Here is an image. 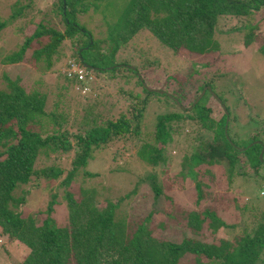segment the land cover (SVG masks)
<instances>
[{
	"label": "rangeland",
	"instance_id": "374dc122",
	"mask_svg": "<svg viewBox=\"0 0 264 264\" xmlns=\"http://www.w3.org/2000/svg\"><path fill=\"white\" fill-rule=\"evenodd\" d=\"M109 1L111 7L106 11L107 7L101 4L104 15L89 10L85 17H78L79 25L88 30L95 40L105 38V22H110L109 17L105 19L101 16H112L114 19L117 15L114 6L121 8L127 0ZM57 4L58 0H0L1 21L10 17L13 7L21 10L20 18L8 24L0 34V90L5 88L3 78L8 77L18 80L26 93L44 96L45 112L61 117V131L67 130L72 136L90 129L92 121L101 124L116 120L118 115L127 116L129 106L136 103L128 93H139L135 86L139 79L142 87L144 85L147 89L172 96L169 101L161 95L149 96L144 117L139 123V135L112 140L94 153L89 165L79 170L72 180L75 197H78L79 189L93 191L98 207H105L106 201L117 205L116 215L128 224L142 222L149 214L147 228L151 229V236L176 244L183 238H191L210 245L221 240L231 241L243 231H251L264 212L261 180L264 178V154L262 162L257 155L263 165L254 171L246 163L240 165L242 176L234 175L236 166L233 176L228 179L225 165L220 168L202 165L196 168L194 180L181 178L185 160H188L196 144L194 137L197 132L190 131L187 123L171 136L170 144L161 153L160 164H149L137 152L144 144L153 145L157 115L178 113L173 107L174 101L181 105V112H188V104L194 102L206 82L209 83L211 98L207 92L200 103L208 110L212 122L217 123L222 118L224 113L219 107L222 105L230 114L228 134L236 144L235 148H254L259 143L264 149V60L258 54V48L264 44V11L254 17L258 29L247 46L243 45L247 33L244 18H226L219 24L224 33L215 36L219 56L217 63L210 68L195 65L185 59V55H171L145 30L119 47L113 58L115 63L136 70L137 80L131 73L117 69L113 73L94 72L90 74L91 81L79 86L67 82L64 78L67 75L63 72L69 68V63L74 61L79 65L74 57L76 47L67 41L61 45L58 55L52 58L49 70L44 63H35L30 59L31 50L18 64H2L3 58L17 51L24 39L36 31L38 24L64 30ZM76 4L79 2L76 1ZM34 48L37 46L34 45ZM99 48L101 52L105 51V44H99ZM84 88L87 91L83 92ZM192 128L203 132L205 138L210 137L197 124ZM73 157L74 154L70 153L38 158L35 171L53 166L61 169L62 173L52 182L33 178L30 184L16 191L17 196L26 193L20 208L25 216H34L39 224L48 218L46 213L52 204L49 218L60 226L66 224L68 206L64 195L67 189L61 183L72 169ZM88 175L94 177L89 178ZM196 184L199 185V200ZM154 186L158 193L153 191ZM204 211L214 214L226 228L212 232L204 221L199 232L194 234L185 227L188 213ZM29 252L22 244L0 238V264H19ZM257 264H264V252Z\"/></svg>",
	"mask_w": 264,
	"mask_h": 264
},
{
	"label": "trees",
	"instance_id": "16d2710c",
	"mask_svg": "<svg viewBox=\"0 0 264 264\" xmlns=\"http://www.w3.org/2000/svg\"><path fill=\"white\" fill-rule=\"evenodd\" d=\"M101 4L107 7L105 11L111 7L109 0H58L57 10L64 30L38 24L36 31L24 39L17 51L3 58L2 64H18L31 50L30 59L44 63L49 70L52 58L58 55L61 45L67 41L76 47L74 57L86 71L113 73L122 69L136 78V70L115 63L113 58L119 47L145 30L171 55H185L184 58L195 65L210 68L217 63L219 56L215 36L224 33L219 24L226 18H244L247 33L243 45L247 46L258 29L254 17L264 11V0H127L121 8L114 6L117 12L114 19L101 16L109 17L110 22H105V38L95 40L79 25L78 17H85L89 10L104 15ZM20 15L21 10L13 7L10 17L0 20V34ZM99 44H105V51H100ZM258 54L264 60V44L258 48ZM64 78L80 85L75 76ZM3 80L6 84L4 90H0V238L22 244L30 251L19 264H257L264 252V212L251 231H243L231 241L221 240L208 245L183 238L176 244L151 236V229L147 228L149 214L142 222L128 224L116 215L117 205L106 201L105 207H98L93 191L79 189L78 197H75L72 180L79 170L89 165L94 153L112 140L138 136L148 97L161 95L169 101L171 95L149 92L136 78L135 86L140 91L138 94L128 93L136 103L129 106L127 116L118 115L116 120L101 124L92 121L90 129L72 136L67 130L61 131V117L45 112L44 96L26 93L18 80L8 77ZM208 84L203 83V86L209 88ZM208 95L211 98V92ZM200 100L187 108L188 112H181L183 110L173 104L178 113L158 114L153 127V145H142L137 155L149 164H160L161 153L170 144L171 136L187 123L190 131L197 132L194 137L196 144L185 160L181 178L194 180L196 168L202 165L208 168L225 165L228 179L233 176L234 166V175L242 176L240 165L246 163L253 171L263 165L257 157L261 144L237 151L228 134L230 114L223 107L229 118L226 141L223 135L225 113L217 123H213ZM190 106L191 103L188 104ZM196 124L210 137L205 138L203 132L192 128ZM253 141L257 139L253 138ZM70 153L74 154L72 169L61 183L67 189L64 195L68 206L66 224L60 226L49 218L52 204L46 213L48 218L37 224L34 216H25L20 210L26 193L17 196L16 191L30 184L33 178L45 182L57 180L62 170L52 166L35 171L37 160L41 156ZM196 190L199 200L198 184ZM153 191L158 193L156 186ZM185 219V227L194 234L199 232L204 221L212 232L226 228L208 211L188 213Z\"/></svg>",
	"mask_w": 264,
	"mask_h": 264
},
{
	"label": "water",
	"instance_id": "95a60500",
	"mask_svg": "<svg viewBox=\"0 0 264 264\" xmlns=\"http://www.w3.org/2000/svg\"><path fill=\"white\" fill-rule=\"evenodd\" d=\"M143 88H145V89H146L147 91H149V92H155V93H158V94H163V92H161V91H156V90L147 89L144 85H143ZM205 92H208V94H210V89H209L208 87H203V88L201 89L199 95L197 96V98L194 100V102L191 104V106H190L188 109H190L194 104H196V103L200 100V98L204 95ZM213 99H214V101H216V103L219 104V102H218L217 100H215L214 97H213ZM174 103H175V105H176L180 110H183L182 108L179 107V104H178L176 101H174ZM220 107H221L223 113H225V115H226V121L224 122V127H223V135H224L225 140L228 141L227 138H226V129H227V124H228V120H229V118H228V114L225 112L223 106H220ZM229 144H230V142H229ZM255 145L260 146L259 143H256ZM247 148H249V147H247ZM235 149H236L237 151H239V152H241V151L244 150V149H238V148H235ZM245 149H246V148H245ZM262 154H263V148L261 147V149H260V153L258 154V157H259V161H260V162H262V158H263V157H262ZM262 180H263V186H264V178H263Z\"/></svg>",
	"mask_w": 264,
	"mask_h": 264
},
{
	"label": "built area",
	"instance_id": "2783aa9c",
	"mask_svg": "<svg viewBox=\"0 0 264 264\" xmlns=\"http://www.w3.org/2000/svg\"><path fill=\"white\" fill-rule=\"evenodd\" d=\"M81 64L76 65V63L74 61H71L69 63V68L66 69L63 73H65L68 79H71L75 76V78L77 79V82L79 84H84L86 83V81H91V77L89 72L86 71V69H84ZM87 91L86 88L83 89V92Z\"/></svg>",
	"mask_w": 264,
	"mask_h": 264
},
{
	"label": "clouds",
	"instance_id": "9594fccd",
	"mask_svg": "<svg viewBox=\"0 0 264 264\" xmlns=\"http://www.w3.org/2000/svg\"><path fill=\"white\" fill-rule=\"evenodd\" d=\"M84 69H86V68H84ZM87 72H89V74H93V72H91V71H88V70H87ZM90 77H92V76L90 75Z\"/></svg>",
	"mask_w": 264,
	"mask_h": 264
}]
</instances>
